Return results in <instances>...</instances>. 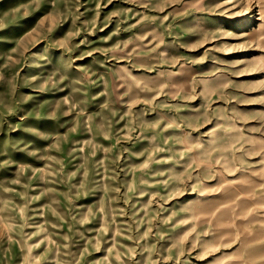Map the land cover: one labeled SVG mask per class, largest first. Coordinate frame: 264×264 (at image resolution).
<instances>
[{
    "label": "rangeland",
    "instance_id": "374dc122",
    "mask_svg": "<svg viewBox=\"0 0 264 264\" xmlns=\"http://www.w3.org/2000/svg\"><path fill=\"white\" fill-rule=\"evenodd\" d=\"M0 264H264V0H0Z\"/></svg>",
    "mask_w": 264,
    "mask_h": 264
},
{
    "label": "bare ground",
    "instance_id": "6f19581e",
    "mask_svg": "<svg viewBox=\"0 0 264 264\" xmlns=\"http://www.w3.org/2000/svg\"><path fill=\"white\" fill-rule=\"evenodd\" d=\"M243 34H245V33H243Z\"/></svg>",
    "mask_w": 264,
    "mask_h": 264
}]
</instances>
